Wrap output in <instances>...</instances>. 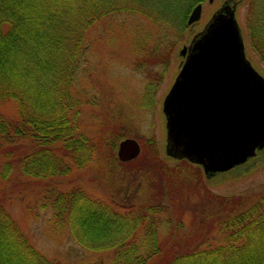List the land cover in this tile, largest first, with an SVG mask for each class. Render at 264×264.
Returning a JSON list of instances; mask_svg holds the SVG:
<instances>
[{"label": "rangeland", "instance_id": "374dc122", "mask_svg": "<svg viewBox=\"0 0 264 264\" xmlns=\"http://www.w3.org/2000/svg\"><path fill=\"white\" fill-rule=\"evenodd\" d=\"M120 2L139 13L107 15L85 32L79 69L70 91L78 100L77 132L86 141L80 147L83 151L73 160L67 159V173L42 180L23 176L18 163L31 149L28 141H20L14 146V167L2 178L6 162L3 152L8 147L0 145V203L28 244L53 264H114L116 254L114 250L96 252L85 248L67 223H57L52 206L56 192L81 189L91 199L125 215L148 207L156 212L160 207L162 213L154 216L157 244L168 246L176 239L167 254L174 249H192L204 238L207 248L224 243L217 221L232 209L253 204L264 192V148L246 162L210 176L187 160L191 170L176 169L182 161L166 154L163 113V101L184 61L180 51L226 2L231 8L235 6L245 57L264 79V62L248 38L250 0L201 2L199 20L190 26L186 22L183 38L173 48L167 66L153 62L165 29L161 23L168 19V13H152L141 1ZM145 10L150 15H145ZM0 116L8 121L19 120L14 99L0 101ZM128 138L138 142L140 153L122 162L117 149ZM172 223L176 238L171 235ZM147 229L140 228L134 240L143 239ZM173 255L165 257L171 259ZM165 257L153 260V264H165Z\"/></svg>", "mask_w": 264, "mask_h": 264}, {"label": "trees", "instance_id": "16d2710c", "mask_svg": "<svg viewBox=\"0 0 264 264\" xmlns=\"http://www.w3.org/2000/svg\"><path fill=\"white\" fill-rule=\"evenodd\" d=\"M120 1L0 0V101L14 99L19 118L14 122L0 116V145L8 147L3 152L2 178L14 167V146L20 141H28L31 150L21 158L19 170L38 180L65 175L67 159L83 151L86 137L77 132L78 100L70 87L87 28L107 15L139 13ZM130 1L143 2L152 13H168L161 23L165 29L153 62L167 66L169 55L183 38L189 11L204 0ZM148 11L145 15H150ZM247 26L249 41L264 62V0H250ZM186 165L191 166L182 161L175 167L180 172L192 169ZM52 206L57 223H67L82 246L96 252L114 250V264H153L170 254L174 255L165 257V264H264V192L253 204L232 209L217 221L224 243L207 248L204 238L192 249H174L169 254L176 239L168 246L157 244L154 216L162 213L160 207L156 212L148 207L125 215L76 188L54 193ZM172 224L171 235L176 238L177 222ZM146 227L144 238L134 240L137 231ZM0 264H53L28 244L1 203Z\"/></svg>", "mask_w": 264, "mask_h": 264}, {"label": "water", "instance_id": "95a60500", "mask_svg": "<svg viewBox=\"0 0 264 264\" xmlns=\"http://www.w3.org/2000/svg\"><path fill=\"white\" fill-rule=\"evenodd\" d=\"M200 15L198 4L187 25ZM180 55L185 62L163 101L166 153L201 166L207 176L254 157L264 148V79L245 58L234 9L214 14ZM139 153L133 139L118 145L122 162Z\"/></svg>", "mask_w": 264, "mask_h": 264}, {"label": "flooded vegetation", "instance_id": "af4514ba", "mask_svg": "<svg viewBox=\"0 0 264 264\" xmlns=\"http://www.w3.org/2000/svg\"><path fill=\"white\" fill-rule=\"evenodd\" d=\"M233 7L235 9V6H233ZM230 10H231L230 4L228 2L224 3L223 6H222L221 12L222 13H227V11H230Z\"/></svg>", "mask_w": 264, "mask_h": 264}, {"label": "bare ground", "instance_id": "6f19581e", "mask_svg": "<svg viewBox=\"0 0 264 264\" xmlns=\"http://www.w3.org/2000/svg\"><path fill=\"white\" fill-rule=\"evenodd\" d=\"M166 134H167V131H166ZM167 137V136H166Z\"/></svg>", "mask_w": 264, "mask_h": 264}]
</instances>
